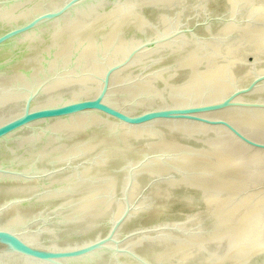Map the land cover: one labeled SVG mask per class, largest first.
Segmentation results:
<instances>
[{
    "label": "water",
    "instance_id": "1",
    "mask_svg": "<svg viewBox=\"0 0 264 264\" xmlns=\"http://www.w3.org/2000/svg\"><path fill=\"white\" fill-rule=\"evenodd\" d=\"M0 264H264V0H0Z\"/></svg>",
    "mask_w": 264,
    "mask_h": 264
}]
</instances>
